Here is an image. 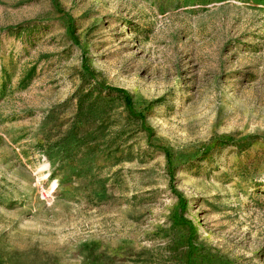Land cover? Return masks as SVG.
Wrapping results in <instances>:
<instances>
[{"label":"rangeland","instance_id":"374dc122","mask_svg":"<svg viewBox=\"0 0 264 264\" xmlns=\"http://www.w3.org/2000/svg\"><path fill=\"white\" fill-rule=\"evenodd\" d=\"M0 264H264V0H0Z\"/></svg>","mask_w":264,"mask_h":264},{"label":"trees","instance_id":"16d2710c","mask_svg":"<svg viewBox=\"0 0 264 264\" xmlns=\"http://www.w3.org/2000/svg\"><path fill=\"white\" fill-rule=\"evenodd\" d=\"M9 30H13V28H9ZM35 71H36L35 68L30 69L29 72L26 74V76L22 79L21 85L23 87L28 85L29 80H31L34 76ZM95 91H98V93H99L98 98L102 99V100H106L107 98L111 97L112 92L122 94L125 97L127 106H129L131 109L133 108V102H132V99H131L128 91L123 90V89H118V88H111V87H107V86L104 87L102 85L93 86L87 94H84L79 99V102H78L79 108H78L77 118L80 122L89 121L91 119V117H93V113H94L93 112V106H91L90 108H87L86 107V101L88 98H90L91 96H93L95 94ZM104 92H106L105 95L103 94ZM94 141H95V139H92L91 142L94 143ZM95 148H96V146H91V151H94ZM190 225H192V224L190 223Z\"/></svg>","mask_w":264,"mask_h":264}]
</instances>
